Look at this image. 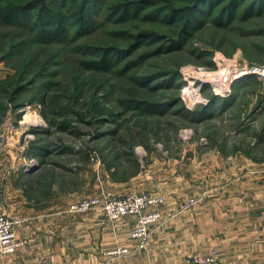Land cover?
I'll return each mask as SVG.
<instances>
[{
  "label": "rangeland",
  "instance_id": "1",
  "mask_svg": "<svg viewBox=\"0 0 264 264\" xmlns=\"http://www.w3.org/2000/svg\"><path fill=\"white\" fill-rule=\"evenodd\" d=\"M26 1L0 0V210L18 238L86 233L114 264L204 253L207 185L234 180L237 151L264 155V79L242 74L264 66V0ZM108 200L134 210L113 219Z\"/></svg>",
  "mask_w": 264,
  "mask_h": 264
},
{
  "label": "crops",
  "instance_id": "2",
  "mask_svg": "<svg viewBox=\"0 0 264 264\" xmlns=\"http://www.w3.org/2000/svg\"><path fill=\"white\" fill-rule=\"evenodd\" d=\"M253 157H246L244 152L237 151L238 162L233 164L237 170L234 180L231 181L228 176L226 181L207 185L208 197L204 204L210 208L205 213L199 203L196 205L198 223H205L206 251L197 253L193 252L195 248L186 246L179 254L207 255L215 250L217 264H264V155L259 156L262 158L259 160ZM230 158L228 153L223 160V168L227 165L230 169ZM1 164L0 171L3 170ZM165 200L164 197V204ZM164 204L155 209L163 213ZM219 209L221 216L217 215ZM165 231L166 228L163 229ZM20 234L23 245L16 253L1 257L0 264H114L111 261L102 262L103 248L96 240L89 247L93 249V254L87 252L86 241L80 240L87 237L86 233ZM162 234L167 235L156 233L154 244L159 253L162 241L165 242V237L160 236ZM190 245L194 246L192 242ZM159 261L164 262L165 259L160 258Z\"/></svg>",
  "mask_w": 264,
  "mask_h": 264
},
{
  "label": "built area",
  "instance_id": "3",
  "mask_svg": "<svg viewBox=\"0 0 264 264\" xmlns=\"http://www.w3.org/2000/svg\"><path fill=\"white\" fill-rule=\"evenodd\" d=\"M242 74H255L259 78L264 79V66H252L251 68H245V71ZM145 198H139L137 200L136 209L140 211L144 209L149 204H161L164 202V197L161 195H156L154 197L149 196ZM98 199H93L90 201H83L82 202V209H89L93 204L98 203ZM196 205V201L192 202L189 207L193 208ZM106 207L111 213V218L117 219L125 214L131 213L134 209L131 207L126 201L122 200H111L107 201ZM162 215L159 211H155L149 213L148 215L144 216L140 222H146L147 220L150 221H157L161 219ZM19 224V220L10 217L6 212L0 210V257H5L17 252V250L23 245V241L18 238L17 236V226ZM142 228L141 233H134ZM145 225H140L132 235L140 241V247H145L147 244L148 233H145ZM128 254V248H121L119 250L111 251L110 254ZM187 264H217V251H212L207 255H193L188 260Z\"/></svg>",
  "mask_w": 264,
  "mask_h": 264
},
{
  "label": "trees",
  "instance_id": "4",
  "mask_svg": "<svg viewBox=\"0 0 264 264\" xmlns=\"http://www.w3.org/2000/svg\"><path fill=\"white\" fill-rule=\"evenodd\" d=\"M30 1H32V2H34L35 0H27L25 3H27V2H30ZM67 2V4L69 3L68 1H66ZM24 3V4H25ZM21 5H23V4H18V5H16L15 7L18 9V10H21ZM37 6H39L38 4H35V5H33V7L32 8H36ZM48 7V6H47ZM28 8H30V7H28ZM45 9H47V8H45ZM7 14H8V12L6 13V19H5V21H6V23H10V22H12L13 21V19H10V18H8L7 17ZM20 14V12L19 11H16V12H13L12 13V15H10V16H14V15H19ZM50 20V19H49ZM47 24H51V21H48V23ZM154 33V32H153ZM155 34V33H154Z\"/></svg>",
  "mask_w": 264,
  "mask_h": 264
}]
</instances>
